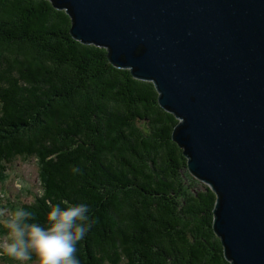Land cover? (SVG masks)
Listing matches in <instances>:
<instances>
[{
    "label": "trees",
    "instance_id": "obj_1",
    "mask_svg": "<svg viewBox=\"0 0 264 264\" xmlns=\"http://www.w3.org/2000/svg\"><path fill=\"white\" fill-rule=\"evenodd\" d=\"M70 27L50 0H0V180L36 158L43 190L24 207L40 223L49 202L90 206L81 264H232L154 83Z\"/></svg>",
    "mask_w": 264,
    "mask_h": 264
},
{
    "label": "water",
    "instance_id": "obj_2",
    "mask_svg": "<svg viewBox=\"0 0 264 264\" xmlns=\"http://www.w3.org/2000/svg\"><path fill=\"white\" fill-rule=\"evenodd\" d=\"M71 35L152 81L232 264H264V0H50Z\"/></svg>",
    "mask_w": 264,
    "mask_h": 264
},
{
    "label": "clouds",
    "instance_id": "obj_3",
    "mask_svg": "<svg viewBox=\"0 0 264 264\" xmlns=\"http://www.w3.org/2000/svg\"><path fill=\"white\" fill-rule=\"evenodd\" d=\"M48 208L40 223L24 206L0 207V258L12 264H81L79 245L96 222L90 206L65 200Z\"/></svg>",
    "mask_w": 264,
    "mask_h": 264
},
{
    "label": "rangeland",
    "instance_id": "obj_4",
    "mask_svg": "<svg viewBox=\"0 0 264 264\" xmlns=\"http://www.w3.org/2000/svg\"><path fill=\"white\" fill-rule=\"evenodd\" d=\"M43 190V177L36 158L17 159L0 180V207L15 208L31 203ZM0 264H12L0 258Z\"/></svg>",
    "mask_w": 264,
    "mask_h": 264
}]
</instances>
